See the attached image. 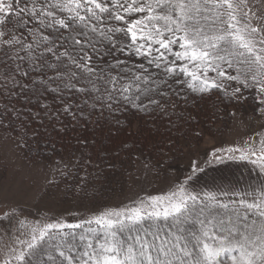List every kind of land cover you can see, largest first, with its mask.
<instances>
[{"label":"snow or ice","instance_id":"1","mask_svg":"<svg viewBox=\"0 0 264 264\" xmlns=\"http://www.w3.org/2000/svg\"><path fill=\"white\" fill-rule=\"evenodd\" d=\"M246 3L247 0H54L37 11L35 0L31 8L22 6V0H0V42L9 47L19 44L32 48L31 43L24 45L9 27L12 16L17 18V24H26L28 16L39 19L42 26L58 25L59 29L69 30L66 39L71 43L60 45L64 47L62 53L56 51L57 41H50L48 35L41 33L37 40L33 33L34 42L46 43V51L56 55L57 60L67 57L80 73L86 74L80 76L70 69L69 81L80 76L99 92L94 80L105 77L92 63L93 54L102 58L114 53L101 54L90 37L83 41L79 38L85 33L73 23L87 20L84 27L90 25L91 32L107 40L111 49L125 51L117 34L130 37L129 55L152 57L149 63L155 62L158 68L163 62L167 74L202 97L216 90L241 103L247 99L243 89L254 88L259 114L264 117V27L252 24L250 10L241 15ZM48 8H58L69 16L58 18ZM132 14H138L137 18L129 19ZM107 20L123 26L118 24L107 32L99 29L98 24ZM69 49L78 54L73 55ZM120 63L123 62L117 60ZM227 69H234L235 74ZM213 72L215 77L209 75ZM105 82L110 85L104 89L108 101L122 97L137 108L141 95L153 91L141 86L148 85V78L141 75H133L124 83V77L109 73ZM65 87L75 88V84L69 82ZM149 103L163 110L159 100L149 97ZM107 106L111 108L112 104ZM259 143V152L254 147L227 151L239 153L240 160H249L264 173V136ZM245 195H252L251 202L241 197L240 206L234 207L220 202L216 194L201 198L180 185L167 196L145 198L136 206L106 211L81 223H44L32 228L30 239L19 241V251L12 248L3 264H264V186L255 194ZM189 224L192 229L186 230Z\"/></svg>","mask_w":264,"mask_h":264},{"label":"trees","instance_id":"2","mask_svg":"<svg viewBox=\"0 0 264 264\" xmlns=\"http://www.w3.org/2000/svg\"><path fill=\"white\" fill-rule=\"evenodd\" d=\"M35 3L39 11L54 0H35ZM23 4L31 8L33 0H22ZM48 10L55 12L58 18L69 16L58 8ZM81 12L83 14V10ZM137 15L128 18L134 19ZM10 19L13 23L9 27L24 45L31 43L32 48L19 44L9 47L0 42V134L4 132L18 138L28 160H71L74 168L70 174L56 180L57 186L66 187L70 197L107 200L126 185L139 162L150 165L157 173L175 171L182 159L183 144H197L204 136H214L217 126L230 117L233 110L247 101L257 102L254 88L243 89L247 99L241 103L216 90L203 97L193 93L186 84L178 83L165 72L163 62L158 68L155 62L149 63L152 57L129 55L130 37L117 34L120 47L125 48L121 52L111 49L107 40L91 32L90 25L84 27L89 23L87 20L76 21L73 27L85 33L79 37L82 41L90 37L101 54L114 53L102 58L93 54L92 63L101 76L106 79L109 73L119 74L127 83L133 75H141L148 78V85L141 86L153 89L141 95V101H137L139 108L122 97L108 101L104 89L110 85L105 79L94 80L95 87L100 89L95 91L93 83L80 78L86 74L80 73L67 57L57 60L56 55L46 51V43L34 42L33 33L37 40L41 33L48 35L50 41H57L56 51L62 53L64 47L60 45L71 43L66 39L69 30L59 29L58 25L42 26L39 19L28 16H25L26 24H17L15 16ZM118 24L107 20L98 24V28L107 32ZM174 50H179L178 46H174ZM69 51L78 54L74 49ZM168 58L173 59L170 55ZM117 60L123 63L117 64ZM70 69L80 76L69 81ZM227 71L235 74L233 69ZM209 75L215 77L214 72ZM180 79L188 78L181 76ZM69 82L75 84V88L65 87ZM79 88L86 91L80 92ZM149 97L159 100L163 110L150 104ZM109 103L111 108L107 106ZM185 228L191 230L192 225Z\"/></svg>","mask_w":264,"mask_h":264},{"label":"rangeland","instance_id":"3","mask_svg":"<svg viewBox=\"0 0 264 264\" xmlns=\"http://www.w3.org/2000/svg\"><path fill=\"white\" fill-rule=\"evenodd\" d=\"M249 10L252 24L264 27V0H247L246 7H241V15ZM262 136L264 117L259 114L257 102L247 101L217 126L214 136H204L197 144H183L182 159L175 171L157 173L150 165L139 162L126 185L102 200L70 197L66 187L57 186L56 180L70 174L74 168L71 160H28L21 151L20 140L3 132L0 264L9 258L12 248L19 251L20 240L30 239L33 227L58 221L81 223L106 211L136 206L145 198L167 196L180 185L201 198L208 193L216 194L220 202L234 207L240 206L241 197L251 202L252 195L245 194H255L264 186V173L249 160H240L239 153L227 150L254 147L259 152ZM233 155L237 158H230Z\"/></svg>","mask_w":264,"mask_h":264}]
</instances>
